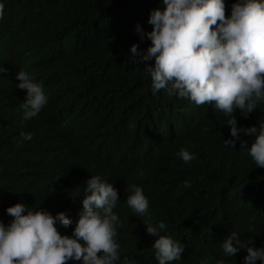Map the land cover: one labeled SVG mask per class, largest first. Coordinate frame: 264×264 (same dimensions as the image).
Returning <instances> with one entry per match:
<instances>
[{
    "label": "trees",
    "instance_id": "trees-1",
    "mask_svg": "<svg viewBox=\"0 0 264 264\" xmlns=\"http://www.w3.org/2000/svg\"><path fill=\"white\" fill-rule=\"evenodd\" d=\"M234 2L225 0L226 17ZM0 5V67L6 70L0 73V221L10 224L6 209L17 203L75 221L86 182L99 176L118 190L115 264H158L151 248L156 237L146 226L161 222L166 227L160 235L185 246L170 264H244L245 248L223 256L219 244L231 232L264 247V168L241 148V141L250 146L255 137L240 132L235 147L227 146L224 140L234 138L222 112L166 90L154 95L140 57L130 54L133 44L141 52L151 45L141 42L135 27L150 32L147 20L153 9H164L162 0ZM20 70L47 97L46 106L23 123L20 104L27 93L16 87ZM234 115L238 128H259L264 102L247 118L239 110ZM21 133L32 139L22 140ZM182 148L196 159L185 163L177 155ZM132 185L149 201L146 215L137 216L125 203ZM56 227L71 236L75 223Z\"/></svg>",
    "mask_w": 264,
    "mask_h": 264
},
{
    "label": "clouds",
    "instance_id": "clouds-1",
    "mask_svg": "<svg viewBox=\"0 0 264 264\" xmlns=\"http://www.w3.org/2000/svg\"><path fill=\"white\" fill-rule=\"evenodd\" d=\"M165 6L150 12L147 23L152 30L145 32L137 24L136 34L141 42L151 45L145 52L139 44L130 48L132 57L139 56L143 71L151 78L155 95L166 90L168 95L190 100L197 106L209 104L225 116L234 139L224 140L235 147L239 133L254 136L249 146L241 141V148L256 165L264 168V124L247 129L237 127L234 112L247 116L264 102V0H235L231 14L226 17L225 0H162ZM5 7L0 5V23ZM154 61V63H148ZM6 70L0 67V73ZM2 78V76H0ZM20 90L26 98L20 107L24 120L35 117L47 104V97L40 84L33 82L28 72L16 74ZM207 131V129H205ZM22 140H31L30 133H21ZM177 155L189 163L196 159L186 149ZM185 188L191 187L184 181ZM132 194L126 204L137 215H146L149 201L139 186H131ZM82 199L83 208L73 221L61 212L53 216L46 210H29L24 203L6 209L12 217L10 224L0 221V264H115L119 245L114 241L119 218L113 209L119 201L118 190L112 183L93 176L86 182ZM128 192V189H127ZM75 223L71 236H62L56 227L69 228ZM166 225L146 226L148 235L156 237L151 248L155 250L158 264H170L181 259L185 246L167 235H160ZM241 241L231 232L219 244L224 257H232L241 248L247 255L244 264H264V247L256 248ZM129 264H134L130 261ZM216 264H225L224 259Z\"/></svg>",
    "mask_w": 264,
    "mask_h": 264
}]
</instances>
